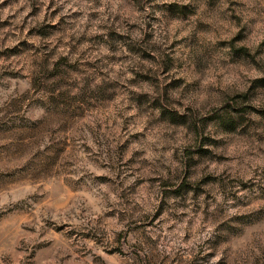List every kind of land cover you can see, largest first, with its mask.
Instances as JSON below:
<instances>
[{
    "label": "rangeland",
    "instance_id": "374dc122",
    "mask_svg": "<svg viewBox=\"0 0 264 264\" xmlns=\"http://www.w3.org/2000/svg\"><path fill=\"white\" fill-rule=\"evenodd\" d=\"M244 6L0 2V264H264V21ZM218 78L216 120L157 115Z\"/></svg>",
    "mask_w": 264,
    "mask_h": 264
},
{
    "label": "clouds",
    "instance_id": "9594fccd",
    "mask_svg": "<svg viewBox=\"0 0 264 264\" xmlns=\"http://www.w3.org/2000/svg\"><path fill=\"white\" fill-rule=\"evenodd\" d=\"M2 2V0H0ZM244 7H242V17L247 15L249 18L252 19V22L255 23L256 21H264V0H244ZM228 91V86L223 84L222 79L217 80V82L209 88H203L199 93L192 94L189 90L185 92L183 95H173L172 103L177 105H183L186 111L182 112H169L167 115L163 112H157L158 116H163L168 119L175 118V121L183 122L188 119H192L193 124L201 123L200 117L202 113L211 112V115L204 116V121H211L216 120L219 115L230 109L231 104L226 102L225 95ZM186 102V103H185ZM153 107H157L156 104H153ZM215 109V111H212ZM127 115L134 116L135 113H128ZM147 120V117H145ZM149 123H153L149 121ZM224 125L221 124V127ZM138 131L143 132V129H139ZM193 131L195 129L193 128ZM151 132V128H149V133ZM172 137L178 135L175 130L170 133ZM181 142L175 144L173 150L181 146ZM158 147V144L156 145ZM171 156V152L168 153ZM157 159L159 157H156ZM163 163V161H161ZM153 164L155 165V159L153 160ZM156 167H159L156 165ZM161 174H163L161 170ZM166 175V174H165Z\"/></svg>",
    "mask_w": 264,
    "mask_h": 264
}]
</instances>
